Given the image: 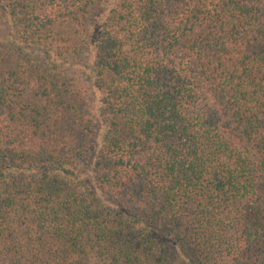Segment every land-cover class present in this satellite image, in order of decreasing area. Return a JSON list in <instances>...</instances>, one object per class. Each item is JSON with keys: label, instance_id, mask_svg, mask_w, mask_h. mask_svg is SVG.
<instances>
[{"label": "trees", "instance_id": "1", "mask_svg": "<svg viewBox=\"0 0 264 264\" xmlns=\"http://www.w3.org/2000/svg\"><path fill=\"white\" fill-rule=\"evenodd\" d=\"M0 264H264V0H0Z\"/></svg>", "mask_w": 264, "mask_h": 264}, {"label": "rangeland", "instance_id": "2", "mask_svg": "<svg viewBox=\"0 0 264 264\" xmlns=\"http://www.w3.org/2000/svg\"><path fill=\"white\" fill-rule=\"evenodd\" d=\"M81 63L83 64L84 63V60H81ZM78 75L80 74L79 71L76 72ZM83 80H85V78H83Z\"/></svg>", "mask_w": 264, "mask_h": 264}]
</instances>
